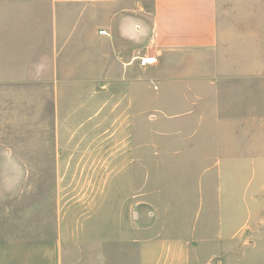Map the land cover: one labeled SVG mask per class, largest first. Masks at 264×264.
Here are the masks:
<instances>
[{"label": "crops", "instance_id": "crops-1", "mask_svg": "<svg viewBox=\"0 0 264 264\" xmlns=\"http://www.w3.org/2000/svg\"><path fill=\"white\" fill-rule=\"evenodd\" d=\"M101 115L138 145L147 127L221 157L204 180L219 195L192 198L206 221L177 225V264H264L261 217L228 206L247 200L224 196L222 166L243 138L264 149V0H0V137L62 148Z\"/></svg>", "mask_w": 264, "mask_h": 264}, {"label": "rangeland", "instance_id": "rangeland-1", "mask_svg": "<svg viewBox=\"0 0 264 264\" xmlns=\"http://www.w3.org/2000/svg\"><path fill=\"white\" fill-rule=\"evenodd\" d=\"M1 123L2 133L13 128ZM142 132L138 145L131 131L106 130L101 115L62 148L53 135L34 146L1 136L0 264H177V225L206 221L192 198L219 195L221 184L204 180L221 157ZM238 144L246 150L222 152L224 196L247 200L228 206L264 227V149L248 150L249 138Z\"/></svg>", "mask_w": 264, "mask_h": 264}, {"label": "built area", "instance_id": "built-area-1", "mask_svg": "<svg viewBox=\"0 0 264 264\" xmlns=\"http://www.w3.org/2000/svg\"><path fill=\"white\" fill-rule=\"evenodd\" d=\"M102 34H106L104 31ZM158 62V58L156 56H149V57H140L138 58V64L141 68H145L148 66H154Z\"/></svg>", "mask_w": 264, "mask_h": 264}]
</instances>
